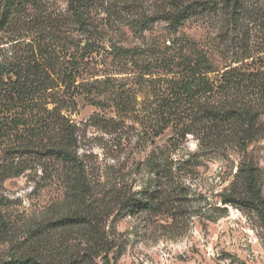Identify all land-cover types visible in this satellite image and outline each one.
<instances>
[{
	"label": "rangeland",
	"instance_id": "obj_1",
	"mask_svg": "<svg viewBox=\"0 0 264 264\" xmlns=\"http://www.w3.org/2000/svg\"><path fill=\"white\" fill-rule=\"evenodd\" d=\"M69 1L31 0L0 31V62L34 51L46 64L52 52L46 68L57 84L29 115L44 119L57 106L76 139L73 162L45 154V133L32 134L28 147L16 135L0 140V213L8 231L0 233V260L25 246L48 264H264V219L237 200L248 166L264 199V114L252 140L220 145L188 105L162 121L173 75L164 59L190 53L180 46L194 43L216 69L236 65L231 50H242L248 27L263 58V28L249 19L235 25L233 11L264 13V0H186L210 10L178 25L166 14L183 0H85L82 21ZM74 63L82 73L67 83L63 71ZM157 194L158 206L144 209ZM84 216L108 241L104 250L92 248L89 227L58 224Z\"/></svg>",
	"mask_w": 264,
	"mask_h": 264
},
{
	"label": "trees",
	"instance_id": "obj_2",
	"mask_svg": "<svg viewBox=\"0 0 264 264\" xmlns=\"http://www.w3.org/2000/svg\"><path fill=\"white\" fill-rule=\"evenodd\" d=\"M83 1L86 2L85 0L69 1L74 16L81 21ZM30 2L31 0H0V31L7 25H13L12 23L22 16V8ZM171 6L174 12L170 11L166 14V18L173 25L181 24L199 11L210 10L206 3L189 4L186 3V0L175 2ZM233 12L235 25H240L249 19L263 28L259 32L264 34V13L261 10L249 12L243 6L236 5ZM250 13L252 15L248 16ZM253 29L255 27H248L246 40H242L245 43L241 45V51L233 53L231 50L232 56H238L235 61L238 63L236 65L229 64L221 70L216 69L209 56L197 48L194 43L190 47H187L188 45L184 48L180 46V52L184 49H191L190 53L185 55L179 53L178 57L174 55L173 58L164 59L165 66L169 67V72L173 75L169 80L168 98L162 100V106L169 110V113L163 114V123L169 120L168 117L173 116L170 115L171 110L188 105L194 119L206 127L208 135L211 136L209 140L212 143L220 145L224 142H241L243 139L252 140L259 130L257 122L264 114V57L262 58L261 52L256 49L259 45H255L256 41L252 39L251 31ZM228 51L225 49L223 53L229 54ZM254 51L258 54L253 56ZM40 52L43 51L40 49ZM37 55L39 53L34 51L27 55L17 53L13 59L7 58V61L0 62V140L16 135L19 136L18 139L25 141L26 147H28L32 134L40 138L45 133L48 146L45 154L48 153L47 155H52L65 162H73L74 155L71 148L76 146L73 127L67 123L61 113L58 114L57 106L53 109L46 108L47 114L44 113L46 115L44 119L38 118L37 115H29L30 110L40 106L39 102L46 92L57 84L50 75L52 71L46 68V65L51 64L52 52H49V61L46 64L40 63ZM250 58L253 61L245 63V60ZM256 58L257 61H255ZM254 63L257 66H253ZM81 73V64L74 63L71 69H64L63 76L67 78L64 81L73 82L76 76ZM157 172L162 178L169 179L166 169L162 166L158 167ZM243 182L245 193L240 194L237 200L256 210L264 219L262 188L253 167L248 166L244 170ZM159 196L161 195L159 194ZM156 197L158 194L143 201L144 203H141L143 208L155 209L158 206ZM231 198L227 197L226 202H231L233 200ZM91 214L93 216L91 220H96V214L92 211ZM91 220L88 216H84L80 219L61 220L58 224L67 226L77 223L89 227L91 240L94 244L92 248L99 252L100 249L106 248L108 241L97 229L95 231ZM4 228L5 221L0 213L2 236L8 234ZM42 241L39 244H42ZM46 244L49 243L45 240L42 244L43 249H48ZM18 252L19 254L13 255L8 260H0V264H48L44 254L36 249L32 248L30 251L25 246H19ZM58 257L60 256L58 255ZM70 260L73 259H68L69 262H71ZM82 261L79 260L76 264H80ZM56 264H64V261L62 263L58 261Z\"/></svg>",
	"mask_w": 264,
	"mask_h": 264
}]
</instances>
